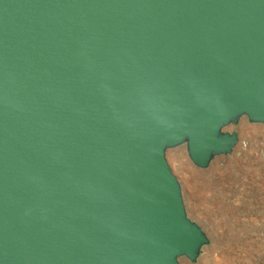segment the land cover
<instances>
[{
    "label": "water",
    "instance_id": "95a60500",
    "mask_svg": "<svg viewBox=\"0 0 264 264\" xmlns=\"http://www.w3.org/2000/svg\"><path fill=\"white\" fill-rule=\"evenodd\" d=\"M264 125V0H0V264L194 263L165 154Z\"/></svg>",
    "mask_w": 264,
    "mask_h": 264
},
{
    "label": "rangeland",
    "instance_id": "374dc122",
    "mask_svg": "<svg viewBox=\"0 0 264 264\" xmlns=\"http://www.w3.org/2000/svg\"><path fill=\"white\" fill-rule=\"evenodd\" d=\"M224 130L238 143L206 170L191 166L183 148L165 154L185 216L207 240L194 263L177 264H264V125L241 118Z\"/></svg>",
    "mask_w": 264,
    "mask_h": 264
},
{
    "label": "bare ground",
    "instance_id": "6f19581e",
    "mask_svg": "<svg viewBox=\"0 0 264 264\" xmlns=\"http://www.w3.org/2000/svg\"><path fill=\"white\" fill-rule=\"evenodd\" d=\"M243 129H246L247 126H241ZM181 258L178 259V261L180 260Z\"/></svg>",
    "mask_w": 264,
    "mask_h": 264
}]
</instances>
